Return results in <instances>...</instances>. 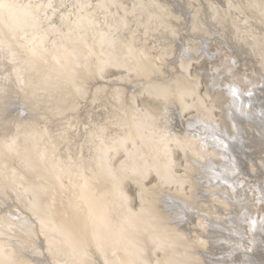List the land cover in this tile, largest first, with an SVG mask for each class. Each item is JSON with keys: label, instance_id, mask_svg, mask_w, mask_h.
Segmentation results:
<instances>
[{"label": "bare ground", "instance_id": "6f19581e", "mask_svg": "<svg viewBox=\"0 0 264 264\" xmlns=\"http://www.w3.org/2000/svg\"><path fill=\"white\" fill-rule=\"evenodd\" d=\"M182 3L0 0V264H264V0Z\"/></svg>", "mask_w": 264, "mask_h": 264}, {"label": "rangeland", "instance_id": "374dc122", "mask_svg": "<svg viewBox=\"0 0 264 264\" xmlns=\"http://www.w3.org/2000/svg\"><path fill=\"white\" fill-rule=\"evenodd\" d=\"M178 2L180 3V4H182L183 6H185L186 7V9H187V6H186V4L184 3H182L183 2V0H178ZM56 16H58V14L56 15ZM236 27H238V26H236ZM196 32V31H195ZM198 32H200V34H198L196 37H195V39H194V41L196 40H198L199 42L202 40V39H207L208 37H204L206 34H203L201 31H198ZM57 37V36H56ZM193 38V37H192ZM219 40L221 41V39L219 38V39H216V38H212V39H207L206 40V42H207V47L209 48V49H211V51H214V52H212L213 53V56L212 57H210V59H209V57L208 56H203V57H197V60L195 61H192V63H191V65H190V67H189V71L191 72V73H200V74H202V77H201V85L199 86V91L201 92V94L203 95L204 94V92H205V90L206 89H208V90H210L212 87L210 86L211 84V82L209 83V81H210V79H209V76L208 75H210L213 71H210V67L212 66V64L215 62V61H217V50H215V49H217L220 45L218 44V42H219ZM195 41V42H196ZM210 41V42H209ZM201 47V46H200ZM220 47H224L223 48V51H224V53H230V52H228V49L225 47V46H220ZM202 48V47H201ZM235 49H236V47H235ZM186 54V53H185ZM230 54H232V56H234V57H236V54H235V51L233 50ZM198 56V55H197ZM215 56V57H214ZM240 64H238L237 65V67H240L241 68V70H243L244 68H247V66L250 68V63H249V61L248 62H244V61H241V62H239ZM245 65H247V66H245ZM258 64L256 63V66H257ZM245 66V67H244ZM198 68L200 69L199 71H197L198 70ZM209 71V72H208ZM121 73L118 71V70H112V69H109V70H107V71H105V72H103V76H104V78L105 79H115V77L117 78L119 75H120ZM208 76V77H207ZM208 82H207V81ZM112 83H115V82H112ZM139 87V84L136 86V88H138ZM210 88V89H209ZM217 87H215V89H216ZM214 89V90H215ZM213 90V88H212V92L214 91ZM139 94V93H138ZM137 94V95H138ZM139 95H141V94H139ZM138 95V96H139ZM224 95L222 94V93H220L217 97H218V100H216V102H215V104L218 106V108L217 109H215L214 110V113L217 115V118L219 119L220 117H221V121L222 122H225V115H224V109H225V105L223 104V102H224V100H225V96L223 97ZM140 97V96H139ZM222 97V98H221ZM219 101V102H218ZM218 103H221V104H218ZM221 105H224V106H221ZM257 105V104H256ZM222 107H224V108H222ZM23 108H24V106H22V108L20 109V110H23ZM27 110V109H26ZM195 114V113H194ZM259 115V114H258ZM192 116H191V112L189 113V111L186 113V112H184L183 114H182V116H180V123H183L185 126H187V123H186V119H189V118H191ZM222 118H224V119H222ZM192 119V118H191ZM196 124V123H195ZM231 131V130H230ZM179 160H181L180 162H182V158L181 159H179ZM219 160H221V159H219ZM181 172V171H180ZM146 185L147 186H150V185H152L154 182L153 181H150V180H147L146 181ZM125 188H126V190L128 191V193L133 197V201H132V205H134L135 207H137L138 206V197H137V195H136V185L133 183V181H126L125 182ZM169 188V190H174V188H172L171 186H166V189H168ZM165 189V188H164ZM188 191V190H187ZM173 192V191H172ZM11 203V202H10ZM261 204L263 205L262 206V209H264V203L263 202H261ZM3 207H5V206H3ZM11 209V208H10ZM11 210H13V209H11ZM225 211V210H224ZM230 211H232V209H230ZM199 234V233H198ZM188 236V235H187ZM199 253V251H196V253ZM157 254L160 256L161 254H160V252L159 251H157ZM200 254V253H199Z\"/></svg>", "mask_w": 264, "mask_h": 264}]
</instances>
